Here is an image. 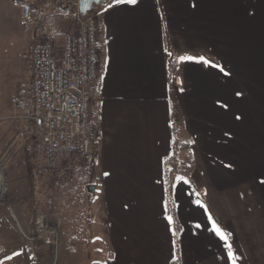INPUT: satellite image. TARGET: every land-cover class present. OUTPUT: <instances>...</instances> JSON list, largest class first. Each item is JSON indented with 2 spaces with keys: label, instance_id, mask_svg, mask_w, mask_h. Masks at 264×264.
Masks as SVG:
<instances>
[{
  "label": "crops",
  "instance_id": "obj_1",
  "mask_svg": "<svg viewBox=\"0 0 264 264\" xmlns=\"http://www.w3.org/2000/svg\"><path fill=\"white\" fill-rule=\"evenodd\" d=\"M25 5L0 0V63L22 56L26 84L15 83L24 89L15 108L23 116L33 111V45L52 28L77 30L76 15L68 21L65 13L27 30ZM104 9L92 100L99 138L89 160L100 190L104 264H232L213 222L229 234L236 264H264V0H137ZM244 46L248 55L253 50V69L247 55L235 57ZM173 103L177 135L192 144L178 151L182 163L168 173L176 177L172 215L166 162L174 151ZM8 238L0 253L12 250Z\"/></svg>",
  "mask_w": 264,
  "mask_h": 264
},
{
  "label": "rangeland",
  "instance_id": "obj_2",
  "mask_svg": "<svg viewBox=\"0 0 264 264\" xmlns=\"http://www.w3.org/2000/svg\"><path fill=\"white\" fill-rule=\"evenodd\" d=\"M43 15V26H47L54 17L44 12ZM67 20L72 17L68 15ZM75 23L78 29V19ZM57 45L61 50V45ZM244 54L248 56V69H253L252 48L249 46L248 55V46L242 47L235 57ZM23 64L22 56L20 61L0 63V160L7 186V200L0 202V244L6 236L12 246V250L0 253V264H30L32 258L34 264H104L106 239L101 223L96 226L100 190L94 194L88 192V186L95 185L89 173V160L74 157L58 171L46 168L35 147L33 150L35 138L33 130L27 131V119L16 117L21 114L11 100L14 96L23 97L24 89L15 85L26 84ZM255 80L248 74V84ZM249 92L250 86L248 97ZM19 133L17 139H21V144L14 156L5 147ZM191 144L189 140V147ZM177 162L181 164L182 157ZM41 217L46 221L42 222ZM54 230L57 232L50 236ZM50 237L53 243L48 242ZM28 247L32 250L30 257Z\"/></svg>",
  "mask_w": 264,
  "mask_h": 264
},
{
  "label": "built area",
  "instance_id": "obj_3",
  "mask_svg": "<svg viewBox=\"0 0 264 264\" xmlns=\"http://www.w3.org/2000/svg\"><path fill=\"white\" fill-rule=\"evenodd\" d=\"M101 15L100 10L85 17L78 14L79 28L65 34L61 50L56 42L57 31L52 28L31 51L33 111L16 117L33 120L35 150L43 165L54 171L74 157L87 161L94 155L93 143L99 132L93 124L92 100L103 59L98 31ZM23 19L27 30L34 25L44 27L43 13L29 6L23 7ZM11 103L17 107L20 98L14 97ZM6 200L5 172L0 160V202ZM48 242L53 243L51 237Z\"/></svg>",
  "mask_w": 264,
  "mask_h": 264
},
{
  "label": "trees",
  "instance_id": "obj_4",
  "mask_svg": "<svg viewBox=\"0 0 264 264\" xmlns=\"http://www.w3.org/2000/svg\"><path fill=\"white\" fill-rule=\"evenodd\" d=\"M21 4H27L25 6H29L34 10H39L42 13H49V14H55V13H65L68 15H76L78 11V5L76 0H18ZM64 40V33H58L57 41L58 44L62 45ZM178 60L176 58L175 54H172L169 60V70L170 72H174L177 68ZM96 92V91H95ZM172 116L174 118V151L172 153V156L167 160L166 162V175H167V203L170 213L174 214V201H173V191H174V184L176 177L173 176L169 178V171L173 170L175 168V164L177 163L176 156L178 151L181 148H186L189 145H186L183 143L177 135L178 132V123L180 120L178 110L176 109V105L173 103V111ZM93 124L94 114L92 116ZM1 122V121H0ZM33 128V120L30 118L27 120V131L30 132ZM20 133L12 140L10 141L6 147L5 150L8 152H11L14 154V156L17 155L21 139H17ZM186 146V147H185Z\"/></svg>",
  "mask_w": 264,
  "mask_h": 264
},
{
  "label": "snow or ice",
  "instance_id": "obj_5",
  "mask_svg": "<svg viewBox=\"0 0 264 264\" xmlns=\"http://www.w3.org/2000/svg\"><path fill=\"white\" fill-rule=\"evenodd\" d=\"M97 3L100 2V0H96ZM137 0H112L111 3H108V7L106 9H104L105 11H108L109 9H113L116 5H120V4H136ZM169 55H171V53H169ZM179 59L181 61H185V60H193L194 58L191 56H181L179 57ZM200 61H202L205 64H211L210 61L206 60L204 57H200L199 58ZM219 67V66H218ZM221 71H224L223 68L220 69ZM237 95H239V93H237ZM177 180L179 181H183L184 183H188V181L185 180L184 177H177ZM197 204H200V201H196ZM166 219L168 220V223L171 225L173 223V217L172 216H167ZM197 227H199V225H197ZM213 230L215 231V233L226 242V245L229 249L228 251V256L229 258L232 260V264H236V257L235 254L231 251V245L227 244L228 241V233H226L225 231H223L218 225L215 224V222H213Z\"/></svg>",
  "mask_w": 264,
  "mask_h": 264
},
{
  "label": "water",
  "instance_id": "obj_6",
  "mask_svg": "<svg viewBox=\"0 0 264 264\" xmlns=\"http://www.w3.org/2000/svg\"><path fill=\"white\" fill-rule=\"evenodd\" d=\"M110 0H100L99 3L96 0H78V12L82 16H88L100 7H103L109 3ZM88 192L94 194L96 192V185H89Z\"/></svg>",
  "mask_w": 264,
  "mask_h": 264
}]
</instances>
